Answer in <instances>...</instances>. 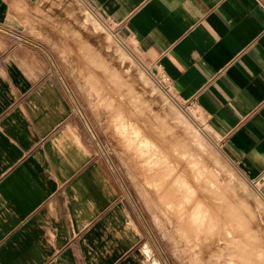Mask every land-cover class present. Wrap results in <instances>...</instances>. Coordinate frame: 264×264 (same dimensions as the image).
Masks as SVG:
<instances>
[{"label":"crops","instance_id":"obj_1","mask_svg":"<svg viewBox=\"0 0 264 264\" xmlns=\"http://www.w3.org/2000/svg\"><path fill=\"white\" fill-rule=\"evenodd\" d=\"M264 187V0H84ZM11 0H0L9 26ZM39 44L0 37V264H167ZM78 118V119H77Z\"/></svg>","mask_w":264,"mask_h":264},{"label":"rangeland","instance_id":"obj_2","mask_svg":"<svg viewBox=\"0 0 264 264\" xmlns=\"http://www.w3.org/2000/svg\"><path fill=\"white\" fill-rule=\"evenodd\" d=\"M10 3L11 24L0 26V37H24L39 44L51 62L60 66L74 113L81 118L84 129L92 130L95 136L99 160L114 165L115 176L124 191L145 213L147 241L159 247L167 264H236V261L225 255L226 234L212 236L211 239L218 235L217 238L224 239L220 246L224 248L214 249L206 243L210 239L196 244L188 231L180 230L174 213L163 206L155 187L145 181L146 167L138 162L118 126L120 122L132 123L138 128L139 138L149 136L155 144L171 147L176 156L183 157L181 162L173 159L172 166L193 164L199 181L222 199L232 217L234 214L245 217L243 234L257 243L264 256V187L245 180L223 157L203 115L175 96L132 37L119 31L84 0ZM105 37L112 49L104 45ZM99 54L101 58L96 59ZM136 84L140 92L133 98L129 89ZM132 101H136V107L132 104L135 109ZM161 112L168 115L167 123L175 125L174 129H164ZM236 231L232 235H239Z\"/></svg>","mask_w":264,"mask_h":264},{"label":"bare ground","instance_id":"obj_3","mask_svg":"<svg viewBox=\"0 0 264 264\" xmlns=\"http://www.w3.org/2000/svg\"><path fill=\"white\" fill-rule=\"evenodd\" d=\"M80 22L82 21L80 20ZM104 43L105 46H108H106L108 49H112V45L106 37L104 38ZM100 55L95 56L96 59ZM113 75L117 74L113 72ZM139 90L140 88L136 84V86L130 87L129 94L133 98L134 96L138 97ZM132 104L135 107L137 106L136 101H132ZM145 104H147L146 101ZM148 104L150 105L151 101ZM135 107L133 108L135 109ZM167 117L168 115L165 112L163 115H160L162 126L166 130L174 129L175 125L167 123L169 120ZM159 125H161L160 122ZM118 126L125 134L128 144L133 147L138 162L146 167L145 181L155 187L156 194L163 201V206L174 213L180 230L185 233L188 231L190 237L196 244L205 239H210L206 243L209 248L214 249L220 248L221 240H224L217 237L226 234L228 238H226V242H223V244L227 248H225V255L227 257L235 260L236 264H264V256H262L257 243L253 239L245 237L243 234L242 225L245 224V217L243 215L239 216L238 214H234L232 217V212L227 209V206H224L222 199L217 195H213L211 190L204 185L205 183L199 181L200 177L194 172L195 168L193 164L182 165L179 163L178 165L172 166L173 159L177 158L180 161L183 157L176 156L175 154L177 152L173 153L175 150L171 147H165L160 142L155 144L149 136L147 139L139 138L138 128H135L132 123L120 122ZM198 150L203 155V150L199 147ZM236 230L239 232V235H232ZM214 234L219 235L211 239ZM186 238L188 237L186 236ZM213 264L216 263L213 262Z\"/></svg>","mask_w":264,"mask_h":264},{"label":"built area","instance_id":"obj_4","mask_svg":"<svg viewBox=\"0 0 264 264\" xmlns=\"http://www.w3.org/2000/svg\"><path fill=\"white\" fill-rule=\"evenodd\" d=\"M162 79H163L164 83H165L168 87H170V86H169V83H168V78L162 77Z\"/></svg>","mask_w":264,"mask_h":264}]
</instances>
